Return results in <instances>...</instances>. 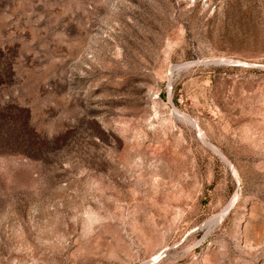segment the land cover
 I'll list each match as a JSON object with an SVG mask.
<instances>
[{
  "label": "rangeland",
  "instance_id": "obj_1",
  "mask_svg": "<svg viewBox=\"0 0 264 264\" xmlns=\"http://www.w3.org/2000/svg\"><path fill=\"white\" fill-rule=\"evenodd\" d=\"M0 264H264V0H0Z\"/></svg>",
  "mask_w": 264,
  "mask_h": 264
},
{
  "label": "bare ground",
  "instance_id": "obj_2",
  "mask_svg": "<svg viewBox=\"0 0 264 264\" xmlns=\"http://www.w3.org/2000/svg\"><path fill=\"white\" fill-rule=\"evenodd\" d=\"M173 108L175 109V111L178 113V110L175 108V106H173ZM186 117V116H185ZM200 131V130H199ZM200 133V132H199ZM202 136L203 134L200 133ZM204 137V136H203ZM209 144V143H208ZM211 145V144H210ZM219 153V152H218ZM226 160V159H225ZM233 204V200L227 205V207L216 217L210 218L206 223V227L210 229L214 228L221 220V218H223L224 213L230 208V206Z\"/></svg>",
  "mask_w": 264,
  "mask_h": 264
}]
</instances>
